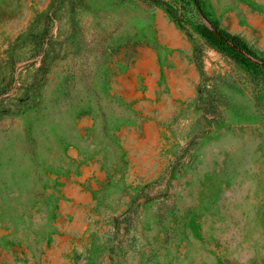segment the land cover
I'll list each match as a JSON object with an SVG mask.
<instances>
[{
    "label": "rangeland",
    "instance_id": "374dc122",
    "mask_svg": "<svg viewBox=\"0 0 264 264\" xmlns=\"http://www.w3.org/2000/svg\"><path fill=\"white\" fill-rule=\"evenodd\" d=\"M0 264H264V0H0Z\"/></svg>",
    "mask_w": 264,
    "mask_h": 264
},
{
    "label": "trees",
    "instance_id": "16d2710c",
    "mask_svg": "<svg viewBox=\"0 0 264 264\" xmlns=\"http://www.w3.org/2000/svg\"><path fill=\"white\" fill-rule=\"evenodd\" d=\"M194 1H196V3L200 2V0H194ZM174 15H177V14H174ZM214 30H215L214 35L220 40L229 43L231 46H233L236 49H241L248 54H252V51L251 49H249L248 44L244 40H242L240 37L233 35L219 28L218 26H214Z\"/></svg>",
    "mask_w": 264,
    "mask_h": 264
}]
</instances>
